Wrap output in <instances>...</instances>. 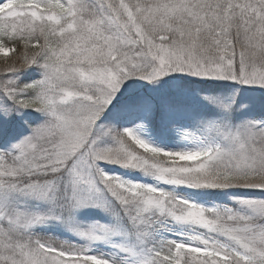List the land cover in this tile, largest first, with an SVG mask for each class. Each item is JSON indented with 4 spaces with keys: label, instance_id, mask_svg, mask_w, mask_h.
<instances>
[{
    "label": "snow or ice",
    "instance_id": "6c2138e0",
    "mask_svg": "<svg viewBox=\"0 0 264 264\" xmlns=\"http://www.w3.org/2000/svg\"><path fill=\"white\" fill-rule=\"evenodd\" d=\"M0 264H264V0H0Z\"/></svg>",
    "mask_w": 264,
    "mask_h": 264
}]
</instances>
